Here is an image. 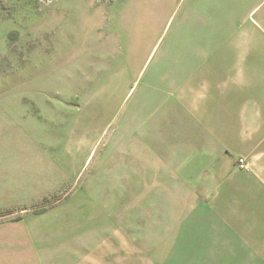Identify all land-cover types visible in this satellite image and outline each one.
<instances>
[{"label": "crops", "instance_id": "0c3cea01", "mask_svg": "<svg viewBox=\"0 0 264 264\" xmlns=\"http://www.w3.org/2000/svg\"><path fill=\"white\" fill-rule=\"evenodd\" d=\"M117 9L119 43L136 46L118 95L23 110L21 140L1 147L0 264H141V252L127 254L124 243L140 242L143 226L154 258L264 264V87L255 88L251 73L233 74L244 59H221L223 46H264V0H120ZM164 29L165 45L157 46ZM138 78L139 94L136 85L126 107ZM174 112L193 116L205 143L219 149L198 185L180 175L189 159L174 156L165 131L147 141L146 116ZM143 177L189 185L179 202L141 210Z\"/></svg>", "mask_w": 264, "mask_h": 264}, {"label": "rangeland", "instance_id": "374dc122", "mask_svg": "<svg viewBox=\"0 0 264 264\" xmlns=\"http://www.w3.org/2000/svg\"><path fill=\"white\" fill-rule=\"evenodd\" d=\"M119 1L0 0V151L1 147L10 144L5 142L21 140L19 138L22 136V121L19 119L23 110L51 105L54 100L59 101L57 106L69 105V102L79 105L103 92H109L111 97L118 95L120 86L118 77L125 75L123 71L128 61L133 59L132 55L136 48L122 46L123 44L118 41L120 38L123 41V31L116 23ZM165 40L164 29L157 46H164ZM223 48L227 51L223 50L222 60L235 64H241L240 61L245 60V67H231L234 70L233 74L239 70L241 74H253L255 88L262 85V89L264 46ZM155 60L156 56L152 62H147L145 76L155 68ZM133 78L129 76L126 78L128 88L133 86ZM143 80L137 79L127 97L126 107L135 98L136 85H138L136 94H139ZM69 94H73V99L66 97L70 96ZM150 102L151 99L147 96L145 99L147 109ZM146 119L150 127L147 132L150 137L147 141L154 139L153 131H165L163 142L168 144L173 142L174 156H186V159H189L185 173L180 175L190 173L189 175L193 177L189 183L191 186L198 185L197 182L201 183L203 178H200V173H213L216 163L212 160L218 157L219 149L215 148L216 145L211 148L210 144L205 143V132L199 130L200 124L193 116L186 114L183 120L181 114L176 112L169 115V118L157 113L155 116L152 114L146 116ZM118 121H121L120 117ZM122 121L128 122V119ZM158 123H167L166 130L161 126L151 128V125ZM187 183V180L181 179H159L156 183L153 179L143 177L139 199L141 210L143 205L162 203L172 198L179 202L178 194L182 188L189 185ZM156 185L159 192H163L159 193L157 198ZM169 188L175 191L171 193ZM109 209L116 208L111 206ZM116 218L115 216L114 219ZM161 222L164 223L159 220V223ZM142 229L148 231L141 236L140 242L124 243L127 254L129 251L132 256L138 255L140 251L141 264H187L184 259L151 257L149 228L143 226ZM164 229L165 227H158V231L163 232ZM130 236L133 238L131 234ZM138 247L141 250H138ZM212 261L221 262L213 259Z\"/></svg>", "mask_w": 264, "mask_h": 264}, {"label": "built area", "instance_id": "2783aa9c", "mask_svg": "<svg viewBox=\"0 0 264 264\" xmlns=\"http://www.w3.org/2000/svg\"><path fill=\"white\" fill-rule=\"evenodd\" d=\"M237 165H238L240 168H245V167H246L245 159L242 158V157L238 158V160H237Z\"/></svg>", "mask_w": 264, "mask_h": 264}, {"label": "trees", "instance_id": "16d2710c", "mask_svg": "<svg viewBox=\"0 0 264 264\" xmlns=\"http://www.w3.org/2000/svg\"><path fill=\"white\" fill-rule=\"evenodd\" d=\"M42 209H38V211H41Z\"/></svg>", "mask_w": 264, "mask_h": 264}]
</instances>
